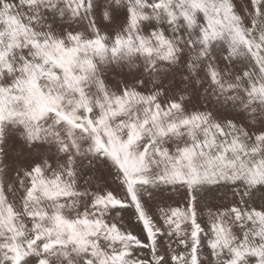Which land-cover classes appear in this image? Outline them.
I'll use <instances>...</instances> for the list:
<instances>
[{
	"label": "snow or ice",
	"instance_id": "1",
	"mask_svg": "<svg viewBox=\"0 0 264 264\" xmlns=\"http://www.w3.org/2000/svg\"><path fill=\"white\" fill-rule=\"evenodd\" d=\"M0 264H264V0H0Z\"/></svg>",
	"mask_w": 264,
	"mask_h": 264
}]
</instances>
